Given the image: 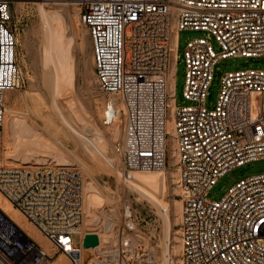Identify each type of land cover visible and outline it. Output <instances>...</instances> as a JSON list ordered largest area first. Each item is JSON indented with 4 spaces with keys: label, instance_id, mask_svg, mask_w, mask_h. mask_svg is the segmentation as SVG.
<instances>
[{
    "label": "built area",
    "instance_id": "2783aa9c",
    "mask_svg": "<svg viewBox=\"0 0 264 264\" xmlns=\"http://www.w3.org/2000/svg\"><path fill=\"white\" fill-rule=\"evenodd\" d=\"M88 30L96 85L110 97L104 125L119 118L113 148L124 173L163 172L173 138L181 200L180 264H264V173L241 180L220 200L209 194L237 167L264 160V70L226 73L208 104L222 59L264 57V0H77ZM181 31L205 33L186 43L184 99L169 84ZM132 38L128 39L127 34ZM176 37V44H174ZM212 39L218 43L216 52ZM21 86L9 0H0V195L71 264H84V179L72 166L6 163V95ZM173 121L172 133L168 123ZM139 217L125 209L115 254L104 264H154L138 241ZM100 239V238H99ZM51 253L0 210V264H46Z\"/></svg>",
    "mask_w": 264,
    "mask_h": 264
},
{
    "label": "rangeland",
    "instance_id": "374dc122",
    "mask_svg": "<svg viewBox=\"0 0 264 264\" xmlns=\"http://www.w3.org/2000/svg\"><path fill=\"white\" fill-rule=\"evenodd\" d=\"M9 1L17 40V64L21 71V86L8 93L5 98L7 114L3 129L4 156L11 151L10 148L15 142L12 137L13 121L24 120L31 129L42 133L44 140L47 139L46 142H50L58 153L71 160L72 167L83 176L84 191L86 183H93V189L98 195L95 205L99 211V219L97 227L86 228L90 234L98 235L101 248L90 251L84 264H104L97 259L100 255L104 258L103 254L109 253L108 248L117 244L127 207L139 217V232L148 241L144 240L142 243L147 244L154 264H180L181 200L177 188V161L173 164L170 154L173 143L171 140L168 143L169 159L166 172H135L131 175L124 173L120 160L113 152L114 144L118 142L114 139V128L122 130L119 140L123 139L124 117L122 115V123L119 126L103 124L110 97L102 93L96 85L92 43L88 30L80 22L78 1ZM54 16L60 17L61 24L57 35L52 37L49 20ZM204 36L205 33L195 31H181L178 35V63L172 65L169 76L177 106L190 105L183 97V55L186 43ZM127 38L131 39L132 34L128 33ZM65 42L70 43L75 67L74 79L68 82L69 89L61 90L47 61V51ZM212 44L216 52H220L215 39H212ZM251 68L264 70V57H232L220 60L216 65L211 86L214 100L208 107L214 108L221 91L222 78L226 73ZM259 100L264 101V98ZM47 117L54 127L62 129L61 132H55L52 136L43 130V118ZM21 153L22 150L15 152L14 157L19 158ZM44 155L46 163L38 162L37 158L33 157L30 163L23 161L22 157L18 161L6 158V163L12 166L58 165L55 158L48 155V150ZM77 158L88 168L89 173L77 163L79 161H72ZM262 173L264 160L237 167L220 179L209 197L220 201L236 183ZM154 175H160L165 180L155 183L152 180ZM24 219L34 228V231L29 232V237L53 256V260L46 264H71L67 256L57 252L41 232L25 217ZM24 233L28 235L27 232Z\"/></svg>",
    "mask_w": 264,
    "mask_h": 264
},
{
    "label": "bare ground",
    "instance_id": "6f19581e",
    "mask_svg": "<svg viewBox=\"0 0 264 264\" xmlns=\"http://www.w3.org/2000/svg\"><path fill=\"white\" fill-rule=\"evenodd\" d=\"M60 24H61V19L58 16H54L49 20V26L52 37L57 35V29ZM174 44H176V37H174ZM47 61L50 63V66L54 71L55 79L60 84L59 88L61 90H65L67 88L69 89L68 82L73 81L74 79L73 70L75 67L74 54L72 53V48L70 46V43L65 42L58 47L53 46L49 48L47 51ZM169 84H170V80H169ZM113 101L119 111L118 113L119 119L110 126H119L122 123L123 107L115 99ZM43 123H44L43 130L48 132L52 136L55 134V132L59 133L62 130L61 128L54 127L52 121L48 117L43 118ZM172 127H173V121H169L168 131L171 133H172ZM33 129H31L30 126L27 124V122L24 120L22 121L16 119L13 121L12 137H14L15 142L13 141L14 142L13 146L11 145L12 146L10 148L11 151L9 153H6L5 155L6 157L4 156L5 160L7 158L13 161H18V159L21 160L20 157H22L23 161H25L26 163H30V161L32 160L31 158L33 157V158H37L36 161L38 162L46 163L47 159H45L46 156L44 154H46L48 150V155L55 158V161L57 162L58 166H72V162H70L71 160L67 159L63 154L58 153L57 150L53 147V145L50 144V142L49 143L46 142L47 140L46 138H45L46 140H44L42 133L35 131ZM121 135H122V130L120 128H114V139L120 141L119 138ZM171 142L173 143V150L172 149L170 150V154L174 164L177 161V158L175 151V141L173 140V138H171ZM20 150H22L20 157L15 158L14 153L19 152ZM42 154L44 156H42ZM72 161H74V163L79 161L77 163L80 166H82L83 170L86 173L88 172V168L82 162H80L78 158L77 160H72ZM167 170L168 169H166L163 172H166ZM148 172H153V171H148ZM163 172H158V173H163ZM152 180L153 182L156 183V182H163L165 179L160 175H154L152 176ZM84 195H85V207H84L85 222L84 225L82 226V232L90 234V232H87V230L89 231L90 227L91 228L97 227V222L99 219V211L95 205L98 195L96 194V191L93 189L92 182L89 181L88 183H86ZM0 210L4 212L23 232H27L28 236L30 231H34V228L24 219V217L20 214V212L14 209L13 206L2 196H0ZM115 225H116L115 227H117V222L115 223ZM86 226L89 227V229H87ZM91 234H95V233H91ZM137 236H138V241L144 242L145 238L142 234H140L138 227H137ZM114 246L116 247V244L108 248V252H110L111 255L115 254ZM99 248H101L100 245L96 248H92L88 250L85 249L83 253V260L84 261L86 260L87 254L90 251L98 250Z\"/></svg>",
    "mask_w": 264,
    "mask_h": 264
},
{
    "label": "water",
    "instance_id": "95a60500",
    "mask_svg": "<svg viewBox=\"0 0 264 264\" xmlns=\"http://www.w3.org/2000/svg\"><path fill=\"white\" fill-rule=\"evenodd\" d=\"M214 98L213 94L209 95V101H212ZM100 240L97 234H87L84 239V249L88 250L90 248H96L99 246Z\"/></svg>",
    "mask_w": 264,
    "mask_h": 264
}]
</instances>
